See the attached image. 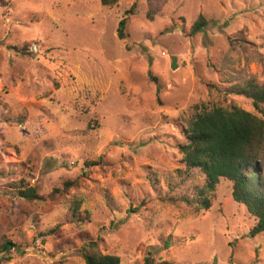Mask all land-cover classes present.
I'll list each match as a JSON object with an SVG mask.
<instances>
[{
    "label": "rangeland",
    "instance_id": "1",
    "mask_svg": "<svg viewBox=\"0 0 264 264\" xmlns=\"http://www.w3.org/2000/svg\"><path fill=\"white\" fill-rule=\"evenodd\" d=\"M3 1L0 237L20 249L4 264H85L75 251L86 236L121 264H144L148 250L174 264H264V234L250 235L254 219L230 183L210 210L179 201L204 177L178 151L196 114L234 103L253 112L225 88L264 85V0H160L154 21L146 0ZM199 16L209 24L192 36ZM20 179L44 197L28 216L8 193ZM68 180L78 186L54 202ZM71 200L87 221L72 217Z\"/></svg>",
    "mask_w": 264,
    "mask_h": 264
},
{
    "label": "trees",
    "instance_id": "2",
    "mask_svg": "<svg viewBox=\"0 0 264 264\" xmlns=\"http://www.w3.org/2000/svg\"><path fill=\"white\" fill-rule=\"evenodd\" d=\"M1 7L6 3L0 0ZM104 7L118 6L123 0H100ZM160 0H146L147 18L154 21L161 11ZM166 2V0H164ZM133 14V10L129 12ZM127 18L121 20L118 25V38L123 41L127 38ZM209 21L199 16L191 26L192 36L201 34L207 28ZM151 80L158 86V79L151 73ZM219 90V89H218ZM220 91V90H219ZM226 95L245 97L255 110L247 111L234 103L229 108H214L208 112L196 114L185 129L182 143L178 145V151L183 155L186 168L189 171L196 170L204 177L202 185L193 187L191 192L182 194L179 201L186 204L197 213L210 210L212 207L211 195L217 189L218 184L224 180L231 184L232 199L235 203L244 206L253 217L255 224L250 229V235L255 238L264 234V85L258 86L254 82L234 84L225 88ZM94 164H87V166ZM84 175H87L84 173ZM190 178V177H188ZM185 183V181L183 180ZM154 186V183H152ZM78 186L77 180H68L63 190H55L51 199L54 202L66 199L69 189ZM11 190L8 192L16 199L26 203L24 210L26 216L31 211L33 204L44 200L40 195V188L31 186L24 179L9 183ZM170 189V186L167 187ZM177 200V199H176ZM143 201L142 203H144ZM80 202L71 200L70 213L74 219L80 222L87 221L80 218ZM22 217L11 220L6 216L2 224L8 229L11 227L20 229ZM56 230L47 231L43 235H53ZM4 234L0 237V264L12 259L11 252H20L19 246ZM100 241L91 237L81 239V246L76 249V254L85 264H121L119 257L102 253ZM172 245L171 239L164 241L165 249ZM160 250H148L144 254V264H174L166 262L163 258L157 259ZM231 261V258L229 259Z\"/></svg>",
    "mask_w": 264,
    "mask_h": 264
}]
</instances>
